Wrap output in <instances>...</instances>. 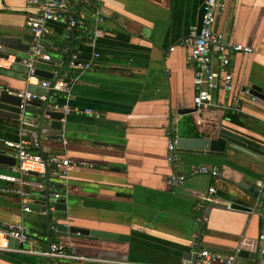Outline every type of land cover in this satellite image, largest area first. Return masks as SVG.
Wrapping results in <instances>:
<instances>
[{
    "label": "crops",
    "instance_id": "1",
    "mask_svg": "<svg viewBox=\"0 0 264 264\" xmlns=\"http://www.w3.org/2000/svg\"><path fill=\"white\" fill-rule=\"evenodd\" d=\"M202 1L90 0L91 6L86 5L99 9L105 19L96 39L99 58L89 70L70 71L68 95L60 93L49 99L46 108L57 103L72 111L64 116L61 135L45 127L40 145L46 153L91 164L70 169L66 177L49 182L60 193L53 203L65 205L67 224L122 238L109 241L67 237L54 234L50 228L49 242L66 243L69 252L79 256L181 264L189 256L191 234L198 229L203 247L226 254L240 237L256 236L257 212L264 210L253 208V201L256 181L264 175V161L231 148L210 157L177 151L179 166L175 171L183 173L184 180L175 186L165 182L169 173L165 161L168 136L211 138L215 128L222 125L264 145V100L255 96L256 100L251 101L245 92L257 86L264 94V0H227L216 15L214 28L230 41L249 46L251 52L230 56L231 94L214 90V106L194 110L192 66L184 62L182 40L191 26L198 25ZM34 11L27 0H0V35L18 37L29 46L31 34L26 18ZM47 27L44 49L50 60H38L34 67L55 74L62 69L58 60L63 55L64 29L56 21ZM74 46L80 47L83 54L88 52L85 37ZM169 46L173 47L171 51H167ZM8 51L19 57L25 53L0 47V54ZM0 84L11 93L22 89L42 92L36 84L25 82L24 68L18 63L0 69ZM231 95L237 96V103H232ZM84 108L92 113H84ZM23 120L34 128L38 117L31 112L24 114ZM17 124V120L0 118V145L7 156L14 158L13 164L17 162L14 151L3 141L17 139ZM198 163L213 166L219 175L211 178L190 174L189 168ZM13 164L0 168V172ZM30 175L39 179L34 172ZM209 184L215 188L217 203L208 205L206 221L199 228L194 222L196 205ZM30 193L37 195L40 190L30 188ZM32 206L39 209L36 204ZM24 213L17 196L0 194V227L6 222L24 223ZM27 228L36 232H32L31 246L45 249L46 239L39 229L31 225ZM251 254L242 250L234 264H254ZM0 264L49 263L47 257L35 254L0 252ZM56 264L83 263L58 259Z\"/></svg>",
    "mask_w": 264,
    "mask_h": 264
},
{
    "label": "built area",
    "instance_id": "2",
    "mask_svg": "<svg viewBox=\"0 0 264 264\" xmlns=\"http://www.w3.org/2000/svg\"><path fill=\"white\" fill-rule=\"evenodd\" d=\"M227 0H203L198 25H193L182 40L186 49L184 62L192 66V80L195 91L191 98L194 110L214 106L212 92L222 91L229 95L232 92V73L229 70L230 56L232 54L250 53L251 48L239 42L230 41L222 31L214 28L216 15L226 5ZM29 6L34 8V13L27 16L26 23L31 34V42L28 49L19 57L13 51L0 54V69H8L13 63H18L24 68V80L28 84H36L42 88L41 93L28 89L13 92L19 98V119H17V139L4 140L3 144L14 151L16 164L8 166V169L0 172V194L17 196L21 212L31 211V206L38 205V213L42 216H55L52 222H58L55 214L57 210L53 200L60 195L50 187V180L56 177H66L70 169H78L81 166L90 167L91 164L71 160L65 155L46 153L41 148L40 136L44 134L45 127L30 128L23 120L25 107L31 102L46 103L49 99L60 93L69 94L71 88L70 71L82 72L89 70L99 58L96 50V39L100 34V27L105 21L99 9L87 8L90 0H27ZM91 6V5H90ZM87 9V10H86ZM56 21L63 25L61 50L62 57L58 60L62 69L50 78L42 77L35 71L34 64L38 60H50L49 54L44 49V38L48 33L49 22ZM88 22V25H87ZM85 37L87 50L83 54L75 42ZM169 46L167 51H171ZM214 55L217 67H214ZM166 71L167 69L164 68ZM247 93V90L245 91ZM248 94V93H247ZM251 101L256 100L255 96L248 94ZM232 103H237V96H230ZM264 100V99H263ZM49 109L59 110L62 116L59 118L64 123V116L72 111L67 105L53 104ZM86 114L92 113L89 108L82 110ZM38 119L40 118L37 114ZM61 142L65 139L61 136ZM175 138L168 136L165 144V161L169 168L165 182L168 186L179 185L184 180L183 173L175 170L179 166V156L176 151ZM36 174L35 179L30 174ZM190 174H202L211 178L217 177L219 171L213 166L198 163L189 168ZM30 188L40 190L37 195L30 193ZM257 196L253 201V208L260 207L264 210V175L256 181ZM51 200V201H50ZM215 188L209 184L204 193L200 194L196 205L198 213L194 222L200 228L206 221V207L216 204ZM259 217V228L256 236L251 239L240 237L231 252L221 253L208 250L200 243V229L191 234L188 258L183 259L181 264H234L235 259L242 250L254 254V264H264V213L257 212ZM51 222V223H52ZM62 222L67 225V218ZM50 225V224H49ZM51 228V227H50ZM26 225L20 220L6 222L0 227V252L35 254L49 258L50 264H56L58 259H67L84 262H103L113 264H148L132 263L126 261H113L102 258L79 256L69 252L68 246L61 242H49L45 249L36 250L31 246L34 237ZM35 235V234H34ZM24 244H27L24 247Z\"/></svg>",
    "mask_w": 264,
    "mask_h": 264
},
{
    "label": "water",
    "instance_id": "3",
    "mask_svg": "<svg viewBox=\"0 0 264 264\" xmlns=\"http://www.w3.org/2000/svg\"><path fill=\"white\" fill-rule=\"evenodd\" d=\"M0 47L13 49L19 52H26V50L28 49V44L22 43L20 38L18 37L0 35ZM18 60H19V56H17L16 58V61ZM35 71L38 75L46 78H50L52 75L49 72H45L39 69H35ZM41 90L43 91V89ZM247 93L252 96H256L262 100L264 99V94L259 92V88L257 86H251ZM18 104H19V98L13 92L12 93L8 92L7 89L3 88L2 84H0V118L14 119V120L19 119L20 111L17 108ZM33 105H36L37 108H34ZM184 111L191 112L193 111V109H186ZM31 112H35L40 117L36 123L38 127L43 126L46 128L48 127V129L50 128L56 129L57 134L61 135V131H62L61 126H63L62 123L59 121V118L62 116L61 111L46 108V103L40 104L39 102H31L29 105L25 107L23 115L29 114ZM44 119L48 120L46 124L42 123ZM175 141H176L175 142L176 151L186 152L195 156L210 157V155H222L225 148H231L234 150H238L252 158H256L258 160L264 161V145L261 144L260 141H257V139L253 138L252 136L245 134L241 131H238L235 128L227 129L222 125L215 128L214 136L211 138L177 136L175 137ZM13 163H14V158L7 156L4 153V147L0 145V168H4L6 165ZM54 206L57 209L55 211V214L58 217L57 218L58 222H52V223L49 222V215H46L45 222L47 229L45 233L40 234L45 237L46 245L49 243L50 227L53 229L54 234L67 236V237H85L90 239L99 238L102 240H109V241H114L115 239L120 240L122 238V236L113 233L97 231V230H88L87 228H80L68 224L66 225L65 223L62 222V219L66 214L65 205L60 201H55ZM208 208L209 207L207 206L206 210ZM31 210L38 212L36 206H31ZM204 223L205 222H203V224ZM28 230L30 232L36 233L30 228H28ZM64 244L66 245V243ZM47 259H48V263L50 264V259L49 258ZM83 264H113V263L88 261V262H84Z\"/></svg>",
    "mask_w": 264,
    "mask_h": 264
},
{
    "label": "rangeland",
    "instance_id": "4",
    "mask_svg": "<svg viewBox=\"0 0 264 264\" xmlns=\"http://www.w3.org/2000/svg\"><path fill=\"white\" fill-rule=\"evenodd\" d=\"M51 201V200H50ZM54 219H56L55 216L49 217V222H52ZM24 223L27 227V225L35 226L36 229H39L38 231L41 233L46 232V222H45V216H41L37 214L36 212H25L24 213Z\"/></svg>",
    "mask_w": 264,
    "mask_h": 264
},
{
    "label": "trees",
    "instance_id": "5",
    "mask_svg": "<svg viewBox=\"0 0 264 264\" xmlns=\"http://www.w3.org/2000/svg\"><path fill=\"white\" fill-rule=\"evenodd\" d=\"M34 231V230H33ZM30 233H32V232H30Z\"/></svg>",
    "mask_w": 264,
    "mask_h": 264
}]
</instances>
